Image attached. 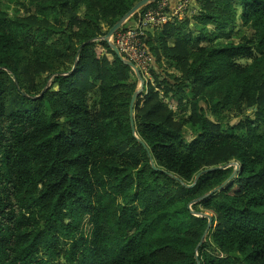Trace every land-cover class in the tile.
<instances>
[{
  "label": "trees",
  "instance_id": "obj_1",
  "mask_svg": "<svg viewBox=\"0 0 264 264\" xmlns=\"http://www.w3.org/2000/svg\"><path fill=\"white\" fill-rule=\"evenodd\" d=\"M141 1L0 10V264H264V0L145 29L153 82L103 40Z\"/></svg>",
  "mask_w": 264,
  "mask_h": 264
},
{
  "label": "rangeland",
  "instance_id": "obj_2",
  "mask_svg": "<svg viewBox=\"0 0 264 264\" xmlns=\"http://www.w3.org/2000/svg\"><path fill=\"white\" fill-rule=\"evenodd\" d=\"M31 1L32 0H0V10L1 11H5L7 14H9L11 17H13L15 14H19V15H22V14H24L25 12H26V10L28 9V10H30L32 7H31ZM194 3H195V0H191V2H190V5H189V8H192L193 7V5H194ZM175 8L176 7H174L173 9H171L170 8V10H169V13H170V15H171V21H173L174 19H176V18H182L185 14H186V12L184 11V13L182 12V13H177V12H175L174 13V10H175ZM84 13H83V11L81 12V15L80 16H82ZM196 14V11H195V9H194V7L192 8V11L190 12V14H189V18H190V20L192 21L191 23H192V26H191V28H190V30L191 31H193V32H195L196 34H197V31H199L198 30V27H195L197 24L193 21V16ZM178 20V19H177ZM127 23V22H126ZM124 24L125 25V27H124V29H127L128 27H130L132 24ZM123 25V26H124ZM156 29V27L155 26H153V25H148V27H147V30H149V31H153V30H155ZM211 30H212V28H211ZM120 31V30H119ZM33 33V35L35 36V38L37 39V40H39L43 35H44V31L43 30H40V31H33L32 32ZM117 34V33H116ZM115 37H116V35L113 37V39H112V42H111V44L110 45H112V43H114V42H116V40H115ZM58 39V37H56V36H54V37H51L50 39H49V43L50 44H52V43H54L56 40ZM239 40V38H238V35L235 37V40ZM236 40V41H237ZM115 44V43H114ZM117 47V46H116ZM97 52H98V54H99V56L101 57L102 55H106V53H105V51H103V47L101 46V45H98V49H97ZM110 59L112 60V58L110 57ZM126 59H128L127 57H126ZM129 60V59H128ZM130 62H132V63H134L133 61H131V60H129ZM151 64V63H150ZM150 64H149V66H148V68H147V66H139V65H137V68H138V71H139V73H137L135 70H134V74H133V77H134V80H136V76H137V78H138V80H139V78H141L142 79V81L144 82H153V73H152V69H151V66H150ZM243 65H245V63H242ZM249 64V63H248ZM167 69V71L169 72V73H171V74H175V71H174V69L172 68H168V67H166ZM39 84H44L45 82H46V76H43L42 78H39L38 79V81H37ZM141 82V81H140ZM48 84L50 85L51 84V80H49L48 81ZM141 85L142 84H144V83H140ZM141 85H140V87H141ZM139 90H140V88H139ZM190 92V91H189ZM98 98V94L95 92V93H93L91 96H90V99H89V101H90V104L92 105L95 101H96V99ZM47 109H48V111L50 112V109H49V107L47 106ZM174 110H176V108H174ZM177 113H179V110L177 111ZM223 129L226 131L227 130V126L226 125H224L223 126ZM183 133H184V135L187 137V138H193V137H195L197 134H198V128H194V127H192V126H187L185 129H184V131H183ZM201 208V207H200ZM83 232L87 235V236H90V234H91V232H92V226L90 225V222H89V219H85V221H84V226H83ZM68 247V245H65L64 246V248H67Z\"/></svg>",
  "mask_w": 264,
  "mask_h": 264
},
{
  "label": "built area",
  "instance_id": "obj_3",
  "mask_svg": "<svg viewBox=\"0 0 264 264\" xmlns=\"http://www.w3.org/2000/svg\"><path fill=\"white\" fill-rule=\"evenodd\" d=\"M191 0H181L180 4L174 10V13H184ZM169 1L162 0L157 10H149L143 16L142 23L135 29L120 32L115 37V44L121 54L133 61L139 66H149L151 59L144 49L140 38L144 35L148 25L159 26L170 22L171 16L166 14Z\"/></svg>",
  "mask_w": 264,
  "mask_h": 264
},
{
  "label": "water",
  "instance_id": "obj_4",
  "mask_svg": "<svg viewBox=\"0 0 264 264\" xmlns=\"http://www.w3.org/2000/svg\"><path fill=\"white\" fill-rule=\"evenodd\" d=\"M152 2V0H142L141 2H139L130 12H128L108 33V35L103 39L105 42L107 43H110L112 42V39L113 37L115 36V34L122 28V26L128 22V20L136 13L138 12L140 9L146 7L148 4H150ZM113 46V50L116 52V54L118 56H121L118 48L114 45ZM129 65L137 72L139 73L138 71V68L136 66H134L132 63H129ZM143 89H144V84L141 85L140 87V90H138V92H136L132 98V101H131V105H130V114H131V123H132V129H133V133H135V128H134V125H133V116H134V107H135V104L137 102V99L138 97L143 93ZM235 176V174H233V176L229 179V181L231 179H233ZM198 179V178H197ZM217 191L211 193V195L215 194ZM206 198V197H204ZM202 198V199H204ZM210 227V225H209ZM209 230V228H208ZM208 230L207 232L205 233L204 237L207 235L208 233Z\"/></svg>",
  "mask_w": 264,
  "mask_h": 264
}]
</instances>
